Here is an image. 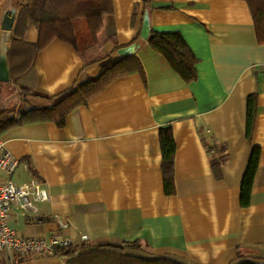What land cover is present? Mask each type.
Listing matches in <instances>:
<instances>
[{
	"label": "crops",
	"instance_id": "crops-1",
	"mask_svg": "<svg viewBox=\"0 0 264 264\" xmlns=\"http://www.w3.org/2000/svg\"><path fill=\"white\" fill-rule=\"evenodd\" d=\"M0 0V43L7 59L19 4ZM112 12L95 17L96 44L77 52L57 39L32 56L22 77L31 90L55 97L99 74L101 64L126 55L141 72L111 81L73 108L62 125L18 123L0 133L17 159L15 184L40 182L48 200L35 211L13 207L9 227L21 237L57 234L72 245L138 242L134 256L179 264H264V43L257 41L245 0H111ZM145 20V22H144ZM9 23V24H8ZM177 32L196 58L185 81L141 35ZM17 48L37 41L34 26L20 31ZM22 46V47H21ZM131 47V51H118ZM15 60H21L17 56ZM0 102L19 88L0 82ZM255 94L250 138L246 99ZM26 108L49 106L32 97ZM0 109H4L1 108ZM175 142L174 192H164L159 129ZM259 148L250 203L240 184L251 149ZM4 174L1 178H5ZM0 264H66L57 254H30Z\"/></svg>",
	"mask_w": 264,
	"mask_h": 264
},
{
	"label": "trees",
	"instance_id": "trees-1",
	"mask_svg": "<svg viewBox=\"0 0 264 264\" xmlns=\"http://www.w3.org/2000/svg\"><path fill=\"white\" fill-rule=\"evenodd\" d=\"M145 3L148 0H143ZM253 19L257 41L264 43V0H245ZM112 12L111 0H25L19 4L16 27L8 53L10 61V82L19 88L21 101L28 103L32 97H40L50 102L49 106L26 108L20 105L0 109V133L23 122L53 120L62 125L66 115L75 107L85 105L89 98L103 90L114 79L131 72H141L139 59L134 55L123 56L119 60L106 59L101 64L99 74L78 83L72 89L55 97H45L35 94L29 86L22 82V77L32 62L34 53L57 39L69 44L77 52L96 44L95 17L108 15ZM34 26L38 33L37 41L24 44L17 48L21 41L20 31ZM148 44L156 52L162 54L173 70L185 81L195 78L196 58L186 42L177 32L151 31L147 36ZM22 47V46H21ZM17 56L21 60H15ZM15 55V56H14ZM23 75V76H22ZM1 93V88H0ZM255 94L246 99L245 134L250 138L256 112ZM169 126L159 129L161 151V168L166 195L174 192L173 161L175 142ZM259 148L253 147L249 161L240 184V204L247 207L250 203L253 177L258 164ZM126 248L140 250L138 242H123L121 244H102L94 248L84 244L55 246L54 254L66 260V264H179L167 258H142L127 254ZM241 264H252L243 262Z\"/></svg>",
	"mask_w": 264,
	"mask_h": 264
},
{
	"label": "built area",
	"instance_id": "built-area-1",
	"mask_svg": "<svg viewBox=\"0 0 264 264\" xmlns=\"http://www.w3.org/2000/svg\"><path fill=\"white\" fill-rule=\"evenodd\" d=\"M18 165V159L0 139V258L6 254L10 259L23 255H52L55 246H67L68 239L57 234L50 237H21L9 227V217L13 207L24 211H35V204L48 200V194L39 181L32 179L23 184H15L10 178ZM4 174L6 177L1 178Z\"/></svg>",
	"mask_w": 264,
	"mask_h": 264
},
{
	"label": "water",
	"instance_id": "water-1",
	"mask_svg": "<svg viewBox=\"0 0 264 264\" xmlns=\"http://www.w3.org/2000/svg\"><path fill=\"white\" fill-rule=\"evenodd\" d=\"M145 22V20H144ZM146 26L145 24L142 27L141 35L146 38L148 36V32L146 34ZM8 36H3L1 43H0V82H8L10 81V71H9V64L7 59V52H8ZM131 51V47L120 49L118 52L121 54H126Z\"/></svg>",
	"mask_w": 264,
	"mask_h": 264
},
{
	"label": "rangeland",
	"instance_id": "rangeland-1",
	"mask_svg": "<svg viewBox=\"0 0 264 264\" xmlns=\"http://www.w3.org/2000/svg\"><path fill=\"white\" fill-rule=\"evenodd\" d=\"M17 102H18V96L12 95L8 97L7 100L2 99L0 102V107L5 109V107L16 105ZM19 102L21 103V105L26 106V104L23 101L19 100Z\"/></svg>",
	"mask_w": 264,
	"mask_h": 264
},
{
	"label": "bare ground",
	"instance_id": "bare-ground-1",
	"mask_svg": "<svg viewBox=\"0 0 264 264\" xmlns=\"http://www.w3.org/2000/svg\"><path fill=\"white\" fill-rule=\"evenodd\" d=\"M9 24V23H8Z\"/></svg>",
	"mask_w": 264,
	"mask_h": 264
}]
</instances>
